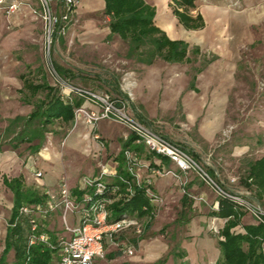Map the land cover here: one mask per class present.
<instances>
[{"label": "crops", "instance_id": "0c3cea01", "mask_svg": "<svg viewBox=\"0 0 264 264\" xmlns=\"http://www.w3.org/2000/svg\"><path fill=\"white\" fill-rule=\"evenodd\" d=\"M18 1L21 2L20 8L9 15L8 19L4 14V10L0 12V113L3 114L2 117L7 118L4 120H8L9 124L10 120L17 116H26L20 113L18 109L19 104L16 99L20 91H30V83L37 84L49 82L52 84L44 74L42 76V81H35L31 78L34 71L32 70L34 69V52H32L31 49L34 45V33L37 25L30 15L28 4L32 3L34 0ZM154 2V4H150L156 9L155 23L160 27L158 23L164 18L166 22L160 28L171 39H179L187 42L182 37H174L175 34L181 31L180 27L196 33L203 31L204 39L209 47L217 51L205 52L211 55V57L208 58L210 60L209 65L201 69L198 74L192 76L189 82L191 93L186 102L184 101L186 116H190L191 121L194 123L198 121V118L202 115L205 108H213V114L207 115L205 118V122H208L207 127H198L197 130V134L204 147L211 146L218 137L221 125L223 126L226 123V112L231 101L230 97L233 94L232 92L235 90L234 96L237 104H239V101L244 97V92L248 91L250 86L255 85L256 81L253 76L259 73L264 75V0H242L243 7L240 10L225 8L217 4L199 8L197 2L196 9L191 12L193 17L199 14L202 18V26L197 28L186 27L179 21L174 13L171 0H154ZM101 8H105V0H81L78 11L82 14H87L100 10ZM247 45L251 46L252 50L250 53L251 56L249 57L251 59L249 65L245 64L246 61H244V59L246 60V55L242 52V49ZM189 53L190 52L187 54L188 59L186 61L190 60ZM196 53L199 54L201 52ZM24 65L25 70H27L26 72L24 68H22ZM146 66L148 69L142 74L139 85L142 90L148 92V94L139 96L142 107L144 108V114L141 113V110H139L138 113L150 122L156 117V110L154 112V110L151 109L150 103H152L154 99L156 100V92L160 87H158L160 74L157 72L156 61ZM72 73L75 74L73 71ZM248 76L251 79V83L249 82L250 79H248ZM166 81L168 80L166 79ZM170 83L171 82L168 81V84ZM172 85V87L170 86L167 89L166 96L164 97L166 100L167 98H171L172 92L176 90L174 82H172ZM198 92H202L203 97L193 100L195 97L192 93L198 94ZM37 102L38 101L34 103V107ZM4 104L9 105L6 114L1 110ZM196 108H198V113L195 111ZM1 122L2 120H0V123ZM9 124L5 128V131L14 134V136L6 140L9 148L0 146V174L3 176L0 180V203H8L7 207L11 215L13 196L7 201V199L4 198L5 193L2 190V185L8 188L4 184V176L9 178L20 176V157L17 149L22 144L28 143L31 153L36 154L39 152L37 153L39 158L31 157L27 166L37 167L43 170L44 176L38 180H41L40 183L45 187L46 191L44 192L49 191L56 193L58 191L59 182L63 172L66 170V166L59 154L55 153L56 151L54 152L55 146H53L51 141V147L48 151L44 150L43 146L46 143H44V141L41 143L39 149L34 151L32 149V144H35L37 141L18 143L14 137L19 127H12L10 131H8L7 128ZM97 128L101 133L111 138L117 126L109 120H101ZM83 144H85L86 147H92L94 152L98 150L97 142L91 140V135L85 129L83 119L79 118L77 124L71 128L67 137L65 152L71 151L70 156H74L77 151L86 153L87 150L85 152ZM202 144L196 145L193 142V144L186 147L194 156L202 160L205 159V156H209L204 153ZM256 146V151L252 153L250 152V146L248 144L235 145L231 155L238 159L251 155H254V158H250V160L261 158L264 156V142L258 143ZM116 149H119L120 152L122 145ZM88 152L92 155L89 149ZM53 153L54 156H52ZM89 153L86 154L89 155ZM138 154L141 159L144 160L143 157H145V154H141L140 152H138ZM166 160L167 162L157 156H153L150 162L153 161L155 164L161 165L166 169L179 172L173 162L169 159ZM217 162L218 164L220 163L219 160ZM218 164L215 162L213 163V160H211V169L221 174V180L225 181L222 177H226L229 173L227 175L220 173ZM92 168L93 166L90 170ZM116 170H119V166H117ZM139 172L142 178L148 176L152 177L153 184L151 190L163 196L165 201L161 205L153 203V210L155 213L143 216V218L145 217L144 220H142V222L144 221V230L141 233H138L133 227L125 229L121 233V240L123 242L135 245L133 255L121 254L128 256L129 259L132 260V264L155 263L160 260L164 254L168 255L170 253L168 250L172 247L169 244V240L165 238V234L160 231V225L162 223L169 224L173 221H177L181 217L180 215H182V218L184 217V220H188V222L186 228L180 232L183 236L179 237V246L184 251L180 261H184L186 264H214L220 256L218 244L220 235H218L216 230H221L227 220L226 218L214 215L217 214L220 207V198H218L217 194H215L208 185H201L202 180L200 181L198 176L194 173L189 174L186 179L182 176L183 180L186 181V184L182 185L181 180L171 174L164 176L151 175L146 169H139ZM78 176V172H74L71 175L69 180L71 188L78 185L80 180ZM239 187L241 190L245 189L240 185ZM47 199L48 197L46 195V200ZM217 201H219L218 206H216ZM58 211L59 209L51 213L56 214ZM186 214L198 215L190 217L189 219ZM153 220H155L154 225H152ZM6 235L7 226L4 228L3 244H5ZM116 249L115 246L109 244L106 251L110 253ZM179 254L180 253H176V255ZM207 257L209 258L207 259ZM115 260H117V258L112 261Z\"/></svg>", "mask_w": 264, "mask_h": 264}, {"label": "rangeland", "instance_id": "374dc122", "mask_svg": "<svg viewBox=\"0 0 264 264\" xmlns=\"http://www.w3.org/2000/svg\"><path fill=\"white\" fill-rule=\"evenodd\" d=\"M146 1L152 4L155 3L154 0ZM197 2L199 8H205L211 4L221 5L233 10H240L243 7L242 0H197ZM54 5L58 13L63 11V7L60 3ZM80 5L81 2L79 6ZM79 6L69 14L68 19L62 22V28L52 43L51 52L53 64L55 67L56 64H58L75 72V77H67L72 83L94 90L107 92L112 97L120 95L117 89L119 88L122 90L124 82L127 79L135 82L130 98V109L132 113L136 114V112L141 110V113L144 114V108L142 107L139 96L146 95L148 92L143 91L139 83L142 74L148 69L146 66L147 64L138 61L135 57L128 56V53L130 52V42L128 40L123 39L118 34H111L109 28L111 18L105 13V8H101L92 13L82 14L78 11ZM28 7L30 15L33 17L37 25L34 33V45L31 49L32 52H34V69H32L34 71L31 78L35 81H42V76L44 74V76L57 87V84H55V81L47 68L45 56V24L41 16L39 1L34 0L32 3L28 4ZM4 14L8 19L9 15L6 13ZM165 22L166 20L163 18L158 24L162 27ZM180 30L181 31L178 34H175L174 37H182L188 42L190 60L183 63H169L160 57L155 60L157 63V72L160 74V81L158 82V87H160L156 92V100L154 99L152 103H150L152 107L151 109H153L154 112L156 110V117L153 121L151 120L148 122L164 135L175 139L177 142H180L185 146H189L190 144H193V142L196 145L202 144V141L197 134L198 127H207L208 122H205V118L207 115L213 114L212 107L205 108L203 110L204 112L195 123L191 121L190 116H186V107L184 104L191 93L189 82L193 75L198 74L201 69L206 68L209 65L210 60L208 58H210L211 55H208V53L205 52L217 51L209 47L204 39L203 31L196 33L183 29L182 27H180ZM196 52L201 53L198 54ZM242 52L246 55V60L244 59V61H246L245 64L249 65L251 63V59L249 58L251 56L250 53L252 52L251 46H245L242 49ZM22 68L25 70V65L22 66ZM26 71L27 70H25V72ZM253 77L256 81L255 85L251 84L252 86L249 87L248 91L244 92V97L239 101V104H237L234 96L235 90L232 92L233 94L230 97L231 101L226 112V123L223 126L221 125L215 143L207 147H204L202 144L204 153L211 157L213 163L215 162L218 164L217 161L219 160L220 163L218 165L220 167V173H224V175L229 173L226 177L221 176L222 179H225V181H223L224 184L232 190L243 192H245L246 189L241 190L239 187L240 177L245 179L247 162L250 158H254V155L238 159L231 155L234 146L248 144L250 146V152L253 153L256 151V145L264 142V75L259 73ZM166 79L171 83L168 84ZM248 79H250L249 76ZM172 82H174L176 90L172 92L171 98H167L166 100L164 97L166 96L168 87L173 86ZM249 82L251 83V79ZM192 94H194L195 97L193 100L203 97L202 92ZM44 97L45 93L43 91H40L37 95H32L30 91H20L16 99L19 104V112L28 116V114L34 109V103ZM72 97L73 99L78 98L77 95H73ZM8 106L9 105L4 104L1 108L4 114L8 112ZM195 111L198 113V108H196ZM0 114V120H2L0 123V146L9 148L6 140L12 138L14 134L5 131L9 121H5L4 119L7 118L2 117V113ZM109 121L117 126L115 133L111 138L101 133L98 128L90 129V127L84 122L86 131L90 132L91 140H95L98 144V150L96 152L92 150V147L89 148L83 144L85 152L87 150L86 153H89V149L92 152V155L90 153L87 155L86 153L77 151L74 156H70L71 151L65 152L67 137L71 128L76 125L74 120L68 125L63 124L61 121H56L47 127L44 143L51 141L53 146H55L54 152L56 151L55 153H58L64 161L66 170L63 172L61 179L62 177H65L69 185V180L74 172H78V177L81 179L84 175L98 173L102 165L106 166L111 172H114L117 166H119V163L116 160L119 149L116 148H119L125 141L123 136L125 127L113 120ZM93 133H99L100 138L94 139ZM28 146V143H24L17 149L20 157V175H25V180L28 185L39 189L46 195V192H44L46 191L45 187L40 183L41 180H38L39 178L37 179L34 176V169L41 170V168L38 169L35 167L33 169L27 166L31 157L39 158V155L37 154L39 152L36 154L31 153ZM52 156H54V153ZM207 157L208 156H205V158ZM143 159L150 162V159H147L146 155ZM92 166L93 168L90 170ZM2 177L3 176L0 174V180ZM232 177H237L238 181L231 182ZM108 179H112V177H108ZM199 180L201 181L200 178ZM201 185L207 186L203 181H201ZM72 188H74V186ZM2 190L5 193H3L4 198L8 201L11 196H13L12 192L4 185H2ZM192 199L195 200L194 198ZM7 205V202H4L3 204L0 203V255L5 247V244H3L4 228L7 226V221L10 216ZM243 209L247 214L242 217L241 226L254 223L257 224L259 220L256 216L249 210H246L245 208ZM196 215L198 214H186L189 219ZM180 216L181 217L177 221H173L169 224L162 223L160 225V231L165 234V238L169 240V244L172 247L168 250L170 253L168 252V255L164 254L162 257H167V262L165 264H186L184 261H180L184 251L179 246V237L183 236L180 232L186 228L188 220L186 221L184 220V217L182 218V215ZM67 217L70 225H78L80 223L79 214H68ZM144 218H137L142 224V231L144 230V221L142 222ZM37 219L46 224L45 227L51 233L58 234V236L69 235L64 227L61 210L56 214L50 213L45 217L39 216ZM154 224L155 220H153L152 225ZM219 231L220 229L216 230L218 235H220ZM176 253L180 254L176 255ZM115 258H117V260L112 261ZM208 258L209 257H207V259ZM14 260V252L11 251L8 254V261L14 262ZM96 264H132V260L121 253L116 254V256H110L109 253H107L106 259L99 260Z\"/></svg>", "mask_w": 264, "mask_h": 264}, {"label": "built area", "instance_id": "2783aa9c", "mask_svg": "<svg viewBox=\"0 0 264 264\" xmlns=\"http://www.w3.org/2000/svg\"><path fill=\"white\" fill-rule=\"evenodd\" d=\"M41 16L45 24V56L47 68L53 77L57 87L61 88L62 96L72 99L77 95L84 100V104L75 109L74 121L83 118L84 122L92 128H97L101 120H113L125 127L123 136L128 140L135 136V143L145 146L148 152L166 157L173 162L179 172L166 169L158 164L142 160L137 151L127 148L124 150L125 169L128 176L114 172L102 165L96 174L84 175L78 182V189L83 191L82 195L75 194L65 177L59 182L58 191L52 193L47 191L48 199L44 203L25 205L20 209V214L31 218L30 244L37 240L47 242L49 239L45 231L37 233L38 224L35 218L45 217L54 210L62 211L64 227L69 235H61L58 238V264H96L99 260L106 259L108 244L121 250L123 254L133 255L135 245L117 240L121 232L128 228H135L138 233L142 232V224L137 218L125 217L116 221H109L111 214L110 206L117 200L134 194V185L144 186L145 191L152 203L161 205L164 198L151 190L153 179L151 176L142 178L139 169H146L151 175H173L186 184L182 176L188 178L189 174H196L206 185H208L218 198L228 199L236 206L249 210L258 220L264 221V207L254 202L249 190L236 191L228 188L220 179L217 171L211 172V157L198 159L189 149L180 142L158 132L147 120L139 118L131 111V93L135 82L127 79L122 88V94L112 97L109 93L94 90L88 87L72 83L66 76L59 73L52 61L51 46L57 34L62 28V22L68 19L69 14L79 6L81 0H38ZM60 3L63 11L56 10L54 4ZM21 6L18 0H0V12L8 15L16 12ZM59 88V89H60ZM90 133V132H89ZM94 139H99V133H93ZM50 141L44 145V150H49ZM34 169V167H31ZM35 178H42L43 171L34 169ZM112 177V179H108ZM119 179V183L113 184V180ZM237 181L232 177L231 182ZM112 183V185H110ZM126 184V192L122 190V184ZM219 205L217 201L216 206ZM154 210L151 214H154ZM68 214H79L80 223L70 225ZM110 242H109V241Z\"/></svg>", "mask_w": 264, "mask_h": 264}, {"label": "trees", "instance_id": "16d2710c", "mask_svg": "<svg viewBox=\"0 0 264 264\" xmlns=\"http://www.w3.org/2000/svg\"><path fill=\"white\" fill-rule=\"evenodd\" d=\"M171 4L174 13L184 26L190 28L202 26L201 16L191 15L197 7V0H171ZM105 13L111 18L109 23L111 34H118L130 42L129 57H135L148 65L153 64L159 57L172 63L188 59V43L184 40L171 39L156 25V9L146 0H105ZM56 67L63 76L75 77L71 69L58 64ZM29 87L31 94L37 95L43 91L45 97L38 100L28 116H17L11 119L7 130L19 127L14 139L18 143L36 140L37 142L32 144V149L37 151L45 139L47 127L56 121H61L65 125L71 124L75 118V109L81 106L84 100L79 96L71 100L63 97L60 89L49 82L30 83ZM117 91L122 94L119 88ZM136 114L139 118L146 120L138 112ZM134 141L135 136H131L122 143V149L116 156L119 162V173L129 175L125 169L124 157V150L127 148L145 154L147 159L157 156L167 162L166 157L148 152L144 145L136 144ZM151 164L156 165L153 161ZM210 170L214 173L211 168ZM245 171V179L240 177L239 185L251 192L250 198L254 202L263 206L264 156L249 160ZM119 182V179H115L112 183ZM4 184L13 194V207L8 220L5 247L0 256V264H58V234L51 233L44 223L38 221L37 217L35 218L38 224L37 233L45 231L49 239L47 242L37 240L35 244H30L31 218L20 214L22 206L44 203L46 195L28 185L25 175L13 178L4 176ZM121 184L122 190L126 192V184ZM134 189V194L123 197L110 206L111 214L108 218L110 222L125 217L141 218L153 212L154 205L145 187L134 185ZM72 190L79 195L83 194L77 186H74ZM245 214L242 207L236 206L228 199L220 198L219 211L214 215L227 220L219 232L220 256L214 264H264V221L259 220L257 224L241 226V220ZM121 233L116 237L117 240H121ZM11 251L14 252V262L8 261V254ZM120 253H122L121 250L116 249L109 255ZM166 261L167 257H164L155 264H164Z\"/></svg>", "mask_w": 264, "mask_h": 264}]
</instances>
